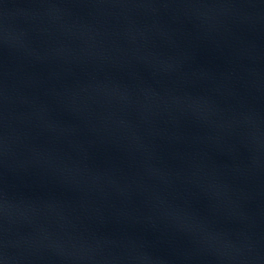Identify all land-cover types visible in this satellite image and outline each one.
<instances>
[{"label":"water","instance_id":"1","mask_svg":"<svg viewBox=\"0 0 264 264\" xmlns=\"http://www.w3.org/2000/svg\"><path fill=\"white\" fill-rule=\"evenodd\" d=\"M0 264H264V0H0Z\"/></svg>","mask_w":264,"mask_h":264}]
</instances>
